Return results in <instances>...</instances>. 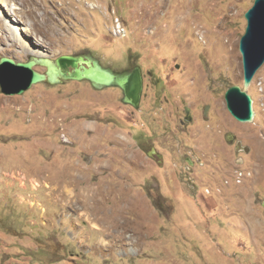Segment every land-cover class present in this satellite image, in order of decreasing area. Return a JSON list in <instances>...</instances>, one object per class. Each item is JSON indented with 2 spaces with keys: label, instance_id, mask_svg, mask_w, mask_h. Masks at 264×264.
I'll use <instances>...</instances> for the list:
<instances>
[{
  "label": "rangeland",
  "instance_id": "374dc122",
  "mask_svg": "<svg viewBox=\"0 0 264 264\" xmlns=\"http://www.w3.org/2000/svg\"><path fill=\"white\" fill-rule=\"evenodd\" d=\"M6 2L38 50L0 19V58L90 52L145 78L139 108L89 81L0 89V264H264V64L253 121L225 98L254 0Z\"/></svg>",
  "mask_w": 264,
  "mask_h": 264
},
{
  "label": "water",
  "instance_id": "95a60500",
  "mask_svg": "<svg viewBox=\"0 0 264 264\" xmlns=\"http://www.w3.org/2000/svg\"><path fill=\"white\" fill-rule=\"evenodd\" d=\"M247 25L241 37L240 51L243 56L244 87L238 84L226 91L228 109L241 122H251L256 115L254 99L247 91L257 71L264 64V0H254L245 12ZM45 66V72L36 69ZM135 72H116L103 66L93 54H62L51 59L33 56L27 61H18L9 56L0 58V89L5 95L22 94L34 84L47 82L52 85L64 81H89L97 89L119 86L124 91L123 102L140 107L143 92L141 67ZM208 107V106H206ZM207 110V108H205ZM207 112V111H206ZM186 122L191 120L190 109H186ZM235 136L229 133V142Z\"/></svg>",
  "mask_w": 264,
  "mask_h": 264
},
{
  "label": "bare ground",
  "instance_id": "6f19581e",
  "mask_svg": "<svg viewBox=\"0 0 264 264\" xmlns=\"http://www.w3.org/2000/svg\"><path fill=\"white\" fill-rule=\"evenodd\" d=\"M19 7L16 5H9L6 0L0 2V19L4 21L5 26L10 30V34L14 37L15 40L20 42L25 51L34 52L37 51L35 41L29 36L31 28L27 25H20L18 17L15 14V9Z\"/></svg>",
  "mask_w": 264,
  "mask_h": 264
},
{
  "label": "built area",
  "instance_id": "2783aa9c",
  "mask_svg": "<svg viewBox=\"0 0 264 264\" xmlns=\"http://www.w3.org/2000/svg\"><path fill=\"white\" fill-rule=\"evenodd\" d=\"M120 31H127V29L124 26L123 22L120 20V18L117 17L116 18V24H115V34L120 36ZM15 180L21 184L28 182V184H30L34 189H37L39 186V182H30L29 179L22 176V174L20 172H17V174H15Z\"/></svg>",
  "mask_w": 264,
  "mask_h": 264
},
{
  "label": "flooded vegetation",
  "instance_id": "af4514ba",
  "mask_svg": "<svg viewBox=\"0 0 264 264\" xmlns=\"http://www.w3.org/2000/svg\"><path fill=\"white\" fill-rule=\"evenodd\" d=\"M100 61V60H99ZM100 63L102 64V62L100 61ZM103 65V64H102ZM104 66V65H103ZM141 67V74H142V77H143V92H144V78H145V74H144V72H143V68H142V66L141 65H139V64H134V65H132V66H128V67H126V68H119V69H114V68H112V67H110V66H106V67H110V68H112L114 71H116V72H124V71H131V72H135V73H137L138 71H137V67ZM91 83V82H90ZM93 86V85H92ZM94 87V86H93ZM111 87H117V88H120L122 91H123V89L121 88V87H119V86H111ZM95 88V87H94ZM105 88H109V87H105ZM105 88H103V89H105ZM97 89V88H96ZM101 90V89H100ZM143 92H142V96H143ZM123 93H124V91H123ZM124 97V96H123ZM122 100H123V98H122ZM141 100H142V97H141ZM141 104V103H140ZM129 105H131V104H129ZM133 106V105H132ZM187 108H189V107H186L185 108V112H186V109ZM190 109V108H189ZM190 114H191V110H190ZM186 116H187V114H186ZM190 117H191V120H192V116L190 115ZM185 119H186V117H185ZM183 120V122L185 123L186 122V120ZM190 120V121H191Z\"/></svg>",
  "mask_w": 264,
  "mask_h": 264
},
{
  "label": "crops",
  "instance_id": "0c3cea01",
  "mask_svg": "<svg viewBox=\"0 0 264 264\" xmlns=\"http://www.w3.org/2000/svg\"><path fill=\"white\" fill-rule=\"evenodd\" d=\"M0 206H2V204Z\"/></svg>",
  "mask_w": 264,
  "mask_h": 264
}]
</instances>
